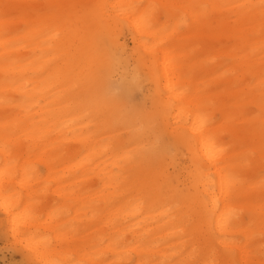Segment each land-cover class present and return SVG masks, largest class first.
Masks as SVG:
<instances>
[{
  "label": "bare ground",
  "instance_id": "obj_1",
  "mask_svg": "<svg viewBox=\"0 0 264 264\" xmlns=\"http://www.w3.org/2000/svg\"><path fill=\"white\" fill-rule=\"evenodd\" d=\"M41 1L0 0L2 230L36 264H264V0ZM157 10L187 17L206 57H182ZM124 24L140 58L118 88L147 78L160 105L138 117L100 90ZM180 148L181 182L165 160ZM31 160L79 184L53 190L80 224L65 249L55 211L42 224L30 206Z\"/></svg>",
  "mask_w": 264,
  "mask_h": 264
},
{
  "label": "rangeland",
  "instance_id": "obj_2",
  "mask_svg": "<svg viewBox=\"0 0 264 264\" xmlns=\"http://www.w3.org/2000/svg\"><path fill=\"white\" fill-rule=\"evenodd\" d=\"M40 3H42L41 0ZM151 14L155 21L154 26L158 28L164 26L165 28L163 32L165 30V33H170L173 31L174 33H177L178 36H180L179 38L177 36V38L181 40L174 48L182 57L185 55L191 57L192 54L194 55V50H197L198 55H200L202 58L206 57L207 53L203 51L202 46L197 43L192 34L188 33L189 20L187 17L184 16L182 18H177V16H179V13H177L175 15V18H171V16H165L164 13L159 10L154 11ZM176 23L178 24V26H175ZM133 38V32L126 24L123 25L122 32L113 37L116 46L115 48H113L112 46L107 54L109 55V58H111L110 64L116 66V70L111 76L109 85L103 84L102 86H100V90L104 94L106 93L105 91H107L111 94V96L117 97L113 99L111 103L112 106L106 107L107 111H112L114 109L119 113L127 115L130 114L134 117H138L147 113L149 110H152V108H160V105H158L159 101L155 95L156 86L152 84V82L147 78L143 79L141 77V81L140 83H138L139 87L132 90L131 92H124L118 88V84L122 81L121 76L123 70L130 73L137 68L136 59H139L140 56L138 55L136 47L134 46ZM104 48H106L105 44ZM199 78L200 77L198 76L194 77L195 82H197L198 80V85ZM106 86H108V88H106ZM225 87L227 86H225L224 84H220L217 86L218 89H223ZM244 87L245 85H242V88ZM237 88L238 86L233 84L227 89V92L233 93ZM210 90L213 91L214 87H211ZM235 99L244 100V95H238V97L236 96ZM247 111L249 112L250 117H254L259 114V111L253 106H249ZM212 121H219V116L214 115L212 117ZM121 132L119 131V133ZM169 144V141L164 139V141L160 143V146L165 148ZM165 160L168 164L167 173L174 178V181L177 180L181 182L182 175L190 166L189 154L184 149L180 148L176 152H170L169 154H167ZM30 163L31 164L28 167L32 168L33 172H31L28 177L32 179L31 187L32 193H34L30 199V206H32V208H35L34 212L37 216L36 219L39 220V222L42 224L49 223L47 217H44V215L51 211H55V213L53 214L54 219L59 221V225H64L65 227L63 233H65L66 237L62 238L60 241V245L62 246L61 248L66 247L63 246L66 243H68L67 245H69L70 239L73 240V243L75 244L77 239H79L80 237V233L78 231L74 232L73 230H69L70 227L66 225L67 223L73 224L74 226L80 225L73 219L75 214L73 213L74 210H71L73 204L72 200L68 202L70 205L69 207L71 208L68 209V206H65L63 204L64 198L56 196L53 190L56 187H61L64 185L67 189L73 191L75 194H78V182L70 180L69 177H65V174L62 172L60 167H58L56 170L51 171L49 174L47 168L40 162L31 160ZM53 174L56 175V179H59L58 182H55L50 178L51 176H53ZM178 184L179 186L181 185V183ZM2 219L3 215L0 213V222ZM43 230L44 229H39V232L41 234H44ZM47 234L48 235L46 236V239L52 237V234ZM48 245L50 246V248H55L56 243L55 241H53V239H50ZM23 247L24 244H18L17 242L12 240L0 226V264H36L31 260L30 255ZM57 249L59 250L60 247L58 246ZM107 257L111 256L108 255ZM70 258L73 263L78 262L76 255L73 254L70 256ZM128 264H132V262Z\"/></svg>",
  "mask_w": 264,
  "mask_h": 264
}]
</instances>
